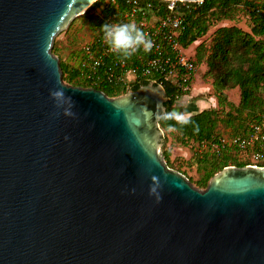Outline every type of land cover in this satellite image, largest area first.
<instances>
[{
    "label": "water",
    "instance_id": "1",
    "mask_svg": "<svg viewBox=\"0 0 264 264\" xmlns=\"http://www.w3.org/2000/svg\"><path fill=\"white\" fill-rule=\"evenodd\" d=\"M96 1L0 0V264H264V167L200 191L160 156L162 86L63 83L54 38Z\"/></svg>",
    "mask_w": 264,
    "mask_h": 264
},
{
    "label": "trees",
    "instance_id": "2",
    "mask_svg": "<svg viewBox=\"0 0 264 264\" xmlns=\"http://www.w3.org/2000/svg\"><path fill=\"white\" fill-rule=\"evenodd\" d=\"M102 2L98 0L83 14L95 37L102 34L99 26L113 12L110 7L99 10ZM239 15L248 18V31L235 25L228 26L227 23ZM184 17L179 41L192 50L196 68L205 63L204 76L212 81L218 108L213 105V108L191 114L184 118L187 123L164 114L159 127L165 132L173 131L180 144L192 143L199 150L197 171L203 172L199 185L206 189L213 176L223 168L254 164L252 157L249 162L229 164L233 160L231 155L237 154L238 148L223 146L221 139L222 130H228L230 138L245 137L253 132L254 127L264 124V0H204L185 11ZM54 51L53 44L52 53L55 55ZM58 60L62 81L65 78L69 86L93 88L108 98L126 93L118 84L101 82L96 86L90 85L81 77L79 67H71ZM145 84L135 85L131 90ZM164 89L167 97L165 113H172L174 100L170 96L171 88L164 86ZM232 89L239 92L237 104L228 101L225 95L226 90ZM252 148L254 153L260 152L264 157V140L255 142ZM162 155L168 166L169 152ZM257 166L264 167V161L258 162Z\"/></svg>",
    "mask_w": 264,
    "mask_h": 264
},
{
    "label": "built area",
    "instance_id": "3",
    "mask_svg": "<svg viewBox=\"0 0 264 264\" xmlns=\"http://www.w3.org/2000/svg\"><path fill=\"white\" fill-rule=\"evenodd\" d=\"M200 4L184 0H103L99 10L103 7L113 10L105 22L134 21L151 38L153 47L149 52L141 48L123 58L109 50L100 34L80 47L76 67L81 77L94 86L101 82L118 84L126 93L141 81H151L163 88L170 87L174 103L189 96L197 68L192 50L182 46L179 36L185 23V11ZM121 7L124 9L120 10ZM262 140L264 124L254 127L249 136L223 138L221 144L243 150ZM263 158L260 152H255L251 166H257Z\"/></svg>",
    "mask_w": 264,
    "mask_h": 264
},
{
    "label": "rangeland",
    "instance_id": "4",
    "mask_svg": "<svg viewBox=\"0 0 264 264\" xmlns=\"http://www.w3.org/2000/svg\"><path fill=\"white\" fill-rule=\"evenodd\" d=\"M66 28L60 31L54 38L53 44L55 46V56L60 59L61 62L66 63L68 66H76L80 59V47L85 42L91 41L95 38L88 25L85 22L84 16H79L74 18ZM228 26L235 25L241 29L248 31L249 20L244 15H239L234 20L227 23ZM207 54L205 53V56ZM206 71V65L204 62L199 64L196 69L195 77L192 82V91L190 95L182 98L181 100L174 103V108L171 110L172 113H176L174 116L187 117L191 114L197 113L204 109L213 108V105L217 106V100L214 99L213 89L211 85V80L204 76ZM64 84L68 85L65 78ZM238 90H226L225 95L227 100L237 104L238 103ZM218 108V106L216 107ZM162 131V144L159 146V153L162 161L166 165V160L163 159V152H169V160L167 161V167L175 172L180 173L185 178H187L190 184L203 191L205 188L199 185L200 178L203 172L197 171V158L199 150L196 149L194 144L188 143L186 145L180 144L176 135L173 131ZM228 130H222V138H230ZM255 144V143H254ZM254 144L248 145L245 149L238 150L237 154H232V161L229 164H234L237 162H249L254 152L252 147ZM232 147V146H231ZM251 154V155H250ZM262 162L264 161L261 160Z\"/></svg>",
    "mask_w": 264,
    "mask_h": 264
},
{
    "label": "clouds",
    "instance_id": "5",
    "mask_svg": "<svg viewBox=\"0 0 264 264\" xmlns=\"http://www.w3.org/2000/svg\"><path fill=\"white\" fill-rule=\"evenodd\" d=\"M103 34V39L110 51L118 56L128 58L143 49L149 52L153 47V41L146 33L134 22H104L99 26ZM56 96H62L63 90L58 89L54 92ZM167 116H175L176 113H165ZM182 123H187L183 117H178Z\"/></svg>",
    "mask_w": 264,
    "mask_h": 264
}]
</instances>
